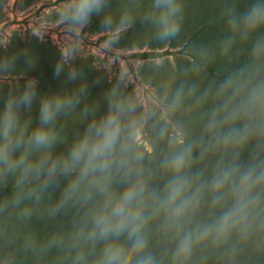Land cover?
I'll return each mask as SVG.
<instances>
[{
    "label": "clouds",
    "instance_id": "obj_1",
    "mask_svg": "<svg viewBox=\"0 0 264 264\" xmlns=\"http://www.w3.org/2000/svg\"><path fill=\"white\" fill-rule=\"evenodd\" d=\"M108 6L67 0L58 18L69 36L99 18L112 48L135 17L129 7L113 17ZM184 11L182 0H151L142 20L155 41L171 44ZM220 19L228 34L219 53L231 58L244 45L243 63L203 89L164 85L157 107L146 110L122 91L121 73L106 93V111L97 116L96 106L85 107L83 131L70 141L58 121L75 112L84 85L39 96L35 124L26 115L38 98L34 79L0 92V189L11 186L0 198V217L30 222L37 213L54 219L74 212L69 232L43 242L29 235L25 253L41 257L55 248L63 264H201L209 249L225 248L231 264L241 246L264 241V0L244 9L225 3ZM78 51L75 41L65 46L55 76L67 67L70 82L81 77L72 66ZM14 62L0 61V71ZM201 70L193 65L194 74ZM186 108L204 109L195 136L178 118ZM146 136L162 145L158 153L145 149ZM0 264H15V255L0 256Z\"/></svg>",
    "mask_w": 264,
    "mask_h": 264
},
{
    "label": "rangeland",
    "instance_id": "obj_2",
    "mask_svg": "<svg viewBox=\"0 0 264 264\" xmlns=\"http://www.w3.org/2000/svg\"><path fill=\"white\" fill-rule=\"evenodd\" d=\"M184 20L181 35L171 44L153 39L152 28L142 20L151 0H141L135 8V0H109L107 12L113 17L129 7L133 9L135 23L124 32L119 43L112 48L106 44L108 35L100 29L99 18H93L91 25L75 36H69L58 16L67 0H0V61L14 60L7 71H0V92L6 94L15 86H23L28 79L37 82V101L27 113L35 124L38 118L39 96L56 92H70L84 85L86 94L75 112L62 116L58 123L64 129L69 141L73 133L83 131L85 120L79 114L85 107H97V116L107 109L106 93L117 82L118 76H126L122 91L132 96L141 110L156 108L164 95V85L170 89L185 83L197 84L201 89L218 82L229 71L246 59V46L239 45L231 58L219 53L218 42L227 35L220 12L225 3L232 0H182ZM250 0H235L239 9H244ZM75 41L78 53L72 66L81 77L70 82L67 67L57 77L55 64L60 60L61 51ZM138 50H166L162 56L136 58L131 52ZM207 50V62L204 52ZM30 61V63H29ZM201 64L199 74L192 71L193 65ZM100 83L97 84L96 81ZM169 94H171L169 92ZM157 110H159L157 108ZM201 109L186 108L178 114L193 136L199 134ZM145 149L158 153L162 145L154 146L150 137L142 141ZM64 145L57 151H63ZM11 194V186L0 189V198ZM58 191L53 193L55 200ZM74 212L56 218L37 213L30 222H21L16 216L0 217V256L15 255V264H63V253L53 248L46 255L37 257L23 250L24 240L33 236L38 242L46 241L56 232H69Z\"/></svg>",
    "mask_w": 264,
    "mask_h": 264
},
{
    "label": "trees",
    "instance_id": "obj_3",
    "mask_svg": "<svg viewBox=\"0 0 264 264\" xmlns=\"http://www.w3.org/2000/svg\"><path fill=\"white\" fill-rule=\"evenodd\" d=\"M165 53H167L166 50H138L131 52V55L136 58H145L162 56ZM201 264H230V256L225 248L209 249ZM231 264H264V241L259 242L258 245L249 243L241 246L236 255L231 258Z\"/></svg>",
    "mask_w": 264,
    "mask_h": 264
}]
</instances>
